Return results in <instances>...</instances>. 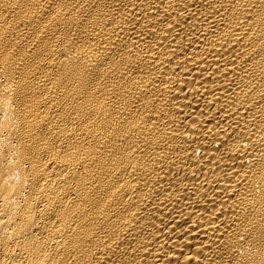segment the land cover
Here are the masks:
<instances>
[{
    "label": "bare ground",
    "instance_id": "1",
    "mask_svg": "<svg viewBox=\"0 0 264 264\" xmlns=\"http://www.w3.org/2000/svg\"><path fill=\"white\" fill-rule=\"evenodd\" d=\"M0 264H264V0H0Z\"/></svg>",
    "mask_w": 264,
    "mask_h": 264
}]
</instances>
